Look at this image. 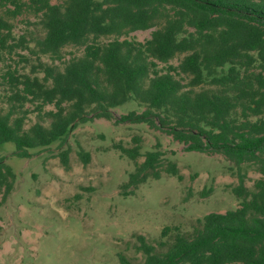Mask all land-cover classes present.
Listing matches in <instances>:
<instances>
[{
	"label": "trees",
	"instance_id": "16d2710c",
	"mask_svg": "<svg viewBox=\"0 0 264 264\" xmlns=\"http://www.w3.org/2000/svg\"><path fill=\"white\" fill-rule=\"evenodd\" d=\"M52 1L4 0L9 7L0 11L6 105L0 109V145L12 143L16 157L30 158V150L55 142L61 147L77 126L111 121L113 109L133 101L143 112L122 121L145 123L186 152L221 155L238 179L230 190L238 202L234 209L204 215L189 232L164 227L155 245L134 235L141 264H264V0ZM24 13L36 18L42 36L15 38L10 21ZM148 30L143 42L129 38ZM71 46L83 52L65 60L63 49ZM7 56L13 65L5 64ZM31 113L36 122L26 127ZM133 144L113 146L134 163L121 185L123 196L162 174L182 180L158 143L144 154L140 138ZM69 153H58L65 170ZM77 155L89 163L81 147ZM245 166H255L259 175L252 189L245 185ZM15 180L0 158V205ZM118 259L137 264L122 254Z\"/></svg>",
	"mask_w": 264,
	"mask_h": 264
},
{
	"label": "rangeland",
	"instance_id": "374dc122",
	"mask_svg": "<svg viewBox=\"0 0 264 264\" xmlns=\"http://www.w3.org/2000/svg\"><path fill=\"white\" fill-rule=\"evenodd\" d=\"M3 6L9 7L0 0V11ZM35 21L28 13L12 19L15 38L24 35L31 41L42 36L39 27L33 25ZM150 32L137 31L129 38L143 42ZM16 52L27 54L19 49ZM82 52V48L72 46L63 49L65 60ZM6 58V65L14 64ZM12 58L18 60L16 55ZM41 59L50 63L47 57ZM4 69L0 63V75ZM28 70L27 66L21 69ZM3 94L4 85H0V109L5 110ZM49 109L53 107H45ZM143 110L129 101L112 110L111 121L94 119L81 124L61 147L55 142L46 149L30 150V158L16 157L12 143L0 145V158L16 175L13 190L0 205V264H120L119 254L141 264L144 257L134 250V235H142L155 245L164 227L177 226L189 232L204 215L237 206L230 191L238 183L236 168L218 154L186 152L183 144L145 123L121 120L130 112L141 114ZM34 122L36 114L31 113L26 127ZM137 137L141 154L158 143L166 160L177 164L182 180L162 174L123 196L121 185L134 170V163L113 146L131 148ZM79 147L90 154L86 165L77 155ZM66 148L70 150L68 170L58 157ZM142 161L143 157L136 160ZM242 172L246 187L252 189L259 177L256 167L245 166ZM210 188L208 195H201Z\"/></svg>",
	"mask_w": 264,
	"mask_h": 264
}]
</instances>
